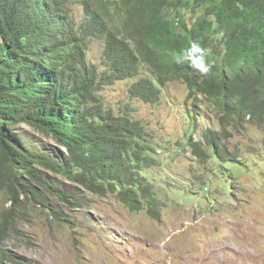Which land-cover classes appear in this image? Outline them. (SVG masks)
Returning a JSON list of instances; mask_svg holds the SVG:
<instances>
[{
    "label": "trees",
    "instance_id": "1",
    "mask_svg": "<svg viewBox=\"0 0 264 264\" xmlns=\"http://www.w3.org/2000/svg\"><path fill=\"white\" fill-rule=\"evenodd\" d=\"M164 1L0 0V86L8 87L6 92L0 91V192L6 201L0 210V264H31L5 248L13 236L20 243L34 246L29 240L23 241L28 238L20 225L27 221L25 208L41 206L49 209L60 225H74L71 216H65L63 211L89 205L77 188L55 186L44 176L46 172L65 175L97 196L113 195L131 211L146 210L157 219L167 204L176 206V201L172 188L156 184L159 173L152 166L167 167L185 149L184 145L190 146L198 159L200 180L192 182L202 189L193 194L178 189L177 194L187 203L197 201L209 209L220 197L231 196L233 180L247 173L252 163L264 165V137L261 150L254 144L260 141L258 134L256 140L251 139L255 152L246 157L242 152L246 154L249 146L237 144L240 140L233 132L242 127L252 138L250 127L255 126L250 125V118L241 116L252 113L259 116L253 124L264 135V0H188L194 2L193 8L202 10H195L199 14L198 27L189 32V41L205 46L211 34L214 39L218 37L230 52L231 66L213 78L190 82V89L197 88L192 92L197 100L204 96L221 112L216 117L215 131L206 138H188L185 129L181 141L166 140L169 143L163 154L167 161H162L161 155L155 157V140L142 119L117 114L107 108L103 96L85 88L76 89L73 79L82 74L80 66L85 63L92 39L104 42L103 57L110 61L103 66L104 72L123 78L137 75L116 62L129 58L133 61L136 51L155 56L177 51L179 44L167 34L171 12ZM185 2L167 0V5L181 6ZM78 7L82 8L80 23ZM192 7L188 6V10L197 15ZM226 25L236 27L226 31L222 28ZM43 69H51L59 78L41 82L39 79L48 75ZM178 79L179 76L168 77L170 82ZM47 84H51L50 88ZM138 84L144 90L139 95L146 97V102L157 100L148 95L154 91L145 90L144 81ZM234 99L239 102L241 115L229 110ZM196 105L195 110L199 103ZM16 121L43 131L57 146L31 149L24 138L6 133ZM173 145L174 150L170 149ZM194 149L215 153L213 161L206 164L208 155ZM52 196L59 198L63 211L54 208ZM8 202L11 205L5 208Z\"/></svg>",
    "mask_w": 264,
    "mask_h": 264
},
{
    "label": "rangeland",
    "instance_id": "2",
    "mask_svg": "<svg viewBox=\"0 0 264 264\" xmlns=\"http://www.w3.org/2000/svg\"><path fill=\"white\" fill-rule=\"evenodd\" d=\"M77 15L80 23L82 13L77 11ZM101 60L102 45L95 41L90 45L87 61ZM127 91V82L111 87L105 92L106 104L114 106L120 113L128 99ZM169 91L168 98L156 105L132 100L133 112L148 122V129L155 130L166 140L181 141L187 113L183 116L170 101H184L188 89L184 83L175 82ZM250 129L254 133L252 138L242 127L233 131L236 140H240L237 144L249 146L242 155L255 152L251 139L256 140L258 131L253 127ZM27 130L43 145L51 144L46 135ZM199 134L200 131L194 139H198ZM254 144L262 149L261 141ZM175 146L170 149L174 150ZM191 154L192 150L185 148L177 158L172 157L176 159H170L168 165L177 167L175 169L155 165L154 169L159 173L156 184L163 189L172 188V197L177 202L176 206L167 204L160 220L151 218L146 210L131 211L113 195L101 197L85 187L75 186L65 175L44 173L55 186L77 188L78 194L89 205L63 211L59 198L51 197L54 208L63 211L65 216L70 215L74 225H60L50 210L41 206L25 208L27 221H21L20 225L28 238L23 241L29 240L34 246L20 243L13 236L5 248L31 264H264V165L252 163L247 173L233 180L235 186H231V196L220 197L209 209L197 201L187 203L177 194L178 189L190 194L202 189L192 182L200 180L198 175L202 169L191 164ZM42 192L48 194V191ZM4 203L0 192V210ZM10 205L8 202L5 208Z\"/></svg>",
    "mask_w": 264,
    "mask_h": 264
},
{
    "label": "clouds",
    "instance_id": "3",
    "mask_svg": "<svg viewBox=\"0 0 264 264\" xmlns=\"http://www.w3.org/2000/svg\"><path fill=\"white\" fill-rule=\"evenodd\" d=\"M164 2L166 4V8H168L171 12V15L169 16L166 24L167 28L170 30H167V34L173 42L179 44L177 51H171L170 53L164 52L163 55L162 52H159L158 56H155V54L148 55L144 51H136L132 56L133 61L132 58H129L121 62H116L123 69L135 71L137 75L136 78H123L104 72L103 66L107 63H110V61H105L103 57L104 42L103 40L92 39L88 45V50L85 56V63L80 66L82 74L73 79V84L76 86V89L85 88L91 93L103 96L105 103V92L108 89L116 86L120 82H127L128 99L126 103H123L121 112L119 113L114 106H111L109 104H106L107 108L115 110L117 114H122V116H124L125 114H129L143 120L145 128L151 133L156 143L155 157L161 155V153L165 151L166 147H168L169 142L166 144L165 137L155 132V130L148 129L146 125V123L148 122H145V119L143 117H139L134 114L132 100H139L141 102H144L145 104L156 105L162 102L163 99L168 98L170 92L169 90L172 84H174L175 82L184 83L188 89L187 98L184 101L180 102L171 100L170 103L172 107L180 112L183 116L185 113H187L185 116L187 119L185 120L182 127L186 128L188 132V138L189 136L195 135L199 131L200 134L197 135L198 138H206L208 135L215 131L216 117L217 114L221 112V109H217L212 102L206 101L204 96H201V100H197L192 95V92L197 88L194 87L193 89H190V82L197 80L202 82L203 79L213 78V76L218 74L221 69H227L231 66V64L229 63L230 52L224 45V43L218 39V37L217 39H214V36L212 34L210 35L209 33L211 41L207 42L205 46L201 45L198 41H189V32L195 30L198 27V24L196 22L198 21L199 14L197 13V11L199 13H201L202 11L200 8L195 9L192 7L194 2L190 3L188 2V0H186V2L181 6H168L167 0H165ZM188 6H191L194 11L197 10L195 11L197 15H195L193 11L188 10ZM78 8L79 9L77 11L82 13V8ZM234 27L236 26H222V28H224L226 31H231L234 29ZM214 29L215 32L218 31V27H214ZM95 41L101 43L102 45V60L100 62L88 63L87 55L90 52V45ZM146 56L154 57L153 61H149ZM95 67L98 70H96ZM42 72L47 73L48 75L44 78L39 79L41 82H52L55 79L59 78V76L55 74V72H53L51 69H43ZM36 73H38V69L36 70ZM65 74L67 75V73ZM161 76L163 77L161 78ZM169 76L171 79L179 76V79L177 81L170 82L168 80ZM139 80L146 83L145 90L153 89L152 91H154V93H148V95L152 99H157L155 102L148 103L145 100L146 97H142L141 95H139L140 93L144 92V90L138 84ZM50 85L51 84H47V87L50 88ZM7 89L8 87L0 86V91L2 92H6ZM62 90H64L63 93L68 92L66 86H64ZM196 103H199V107L195 110L197 106ZM190 109L191 112H189ZM229 110H232L234 113L241 115L238 112L239 102L237 99H234L232 101V108H229ZM193 111H195V113ZM188 113L191 115L188 116ZM241 116L251 119L250 125L256 127L258 131L257 134L260 137V141L262 144V139L264 137L263 131L259 129L255 124H253L254 120L260 119L259 116L252 113ZM27 129H33L39 133L46 135V133H44L43 131L35 129L33 126L26 122L17 121L10 126L6 133L16 134L24 138L25 142H28V144L31 145V149H37L39 148V146H42L43 144L40 142L39 138H36L35 136L29 134ZM46 137L50 139L51 143L47 146H57L58 143L53 138L47 135ZM35 146L36 148H34ZM184 147L192 150L193 152V149L190 146L184 145ZM194 150L195 152L204 151L208 155L209 158L206 164L210 161H213L211 156L215 153H210L205 150ZM192 155L193 153L191 154V156ZM161 156L163 158L162 161H167V158L164 155ZM245 156L247 157V155ZM197 161V157L193 155V161H191V164L196 167L198 166ZM152 167H155V165ZM168 167L169 165H167V167L165 168L168 169ZM228 168H230L231 170H235L239 169L240 167L228 166ZM158 219L160 220L161 218H157L155 220Z\"/></svg>",
    "mask_w": 264,
    "mask_h": 264
},
{
    "label": "bare ground",
    "instance_id": "4",
    "mask_svg": "<svg viewBox=\"0 0 264 264\" xmlns=\"http://www.w3.org/2000/svg\"><path fill=\"white\" fill-rule=\"evenodd\" d=\"M256 128V127H255Z\"/></svg>",
    "mask_w": 264,
    "mask_h": 264
}]
</instances>
